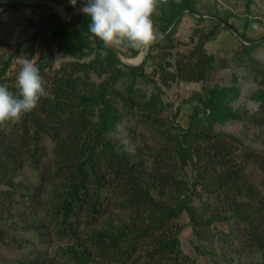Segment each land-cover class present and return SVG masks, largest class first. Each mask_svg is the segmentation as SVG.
Segmentation results:
<instances>
[{
  "label": "trees",
  "instance_id": "1",
  "mask_svg": "<svg viewBox=\"0 0 264 264\" xmlns=\"http://www.w3.org/2000/svg\"><path fill=\"white\" fill-rule=\"evenodd\" d=\"M79 2L83 4L84 0ZM253 2L248 0V6ZM20 3L0 0V7L7 12ZM197 4L198 0H160L152 19L166 36L150 47L139 65L125 63L115 50L104 48L103 42L89 31L90 19L82 12L72 20H64L53 12L50 20L32 35L29 59L35 57L39 41L42 49L36 66L48 95L20 119L0 125V210L19 192L15 176L25 162L31 160L38 168L46 157L41 143L44 137H49L54 145L53 157L40 176L42 187L54 185L52 194L46 198V211L51 217L53 236L59 241L69 237L74 242L57 246L53 257L41 254L27 264H141L137 257L140 253L156 264L160 259L169 262L179 257L189 259L181 244L183 226L176 220L184 211L188 212L200 238L204 237L203 226L213 221L196 217L192 197H201L202 190L210 195L223 194L233 210L242 211L241 198L251 190L245 186V165L254 160L264 171V155L246 150L243 142L232 134L215 131L217 123L241 118L233 106L240 93L237 84L209 87L200 108L190 115L189 125L166 137V146L151 153L150 164L120 151L121 145L112 137L129 114L137 113L145 121L155 118L163 109L154 92L148 99L142 98L139 81H149L159 88L157 77L169 86L177 80L203 81L213 73L216 58L207 49L211 37L208 35H200L189 52H178L175 63L169 60L170 51L176 48L174 36L182 15L189 11L197 13ZM221 23H229V19ZM239 35L249 43H242L243 53L251 61L255 79L264 83V66L252 57L260 43L249 40L243 33ZM54 43L75 59L55 69ZM152 48L168 50L156 68L148 72L146 66L155 58ZM125 49L130 57L140 54ZM20 53L0 59V83L7 84L13 92L16 83L7 73ZM238 79L236 76V83ZM254 97L264 108V89H258ZM237 149H242V154H236ZM189 166L194 176L189 173ZM112 186L117 187L118 200H110ZM36 193L41 194V188ZM154 193H160L162 200ZM112 204L134 210L130 221L117 225L111 218L103 219ZM242 217L247 222L250 244L261 247L260 224L255 217ZM82 224L90 229L85 237L81 236L83 243L76 241ZM27 227L36 231L33 225ZM8 264L26 263L17 260Z\"/></svg>",
  "mask_w": 264,
  "mask_h": 264
},
{
  "label": "rangeland",
  "instance_id": "2",
  "mask_svg": "<svg viewBox=\"0 0 264 264\" xmlns=\"http://www.w3.org/2000/svg\"><path fill=\"white\" fill-rule=\"evenodd\" d=\"M14 1L21 3L7 12H2L0 7V59L5 60L10 53L21 52L13 59L7 73L8 78L16 83L20 61L25 57L29 58L31 38L38 27L49 21L53 12L64 20H72L73 16L81 12L83 4H80V0H77L75 6L70 0ZM43 2H47L48 6L43 5ZM226 18L229 19V23H221V20ZM242 33L249 40H257L260 43L252 52V57L264 66V0H254L250 7L248 0H198L197 13L191 11L184 13L174 36L176 48L170 51L169 60L175 63L178 52H189L198 42L200 35H208L211 37L207 42V49L216 58L214 71L206 80L191 82L177 80L169 86L163 85L156 76L160 89L155 88L149 81H139L138 88L142 98L148 99L154 92L160 97L163 109L155 118L145 121L140 119L137 113L125 117L118 124L117 131L112 134L117 144L121 145L120 151L143 158L150 164L151 153L166 146L165 138L189 125L190 115L195 108H200L201 99L205 97L209 87L216 84H237L240 93L233 100V106L240 112L241 118L224 124L217 123L215 131L232 134L243 142L246 150L264 155V108L254 97L258 89H264V83L255 79L251 61L243 53L244 40L239 35ZM41 49L42 44L38 41L36 55L32 59L35 64ZM53 49L56 54L55 69L75 59L61 50L57 43L53 44ZM120 50L122 61L134 64L139 62L138 58L141 61L150 48L146 53H140L136 57H130L125 53L127 52L125 48ZM166 50L168 48L151 49V54L155 58L149 60L146 66L148 72L156 68ZM236 76L239 78L237 83ZM93 78L100 80L96 75H93ZM162 131L165 134H162ZM41 145L46 157L38 168H35L31 160L25 162L24 168L15 176L19 192L6 208L0 210V264L13 263L17 260L27 264L41 254L53 257L57 246L74 242V239L71 240L69 237L65 241H59L53 236L51 217L46 211L48 205L46 198L52 194L54 185L42 187L40 176L53 157L54 145L49 137H44ZM172 146L171 143L170 147ZM241 150L237 149L236 154H242ZM188 171L191 175L194 174L191 166L188 167ZM245 179V186L251 187V190L248 189L250 194H245L241 198L244 204L242 211L233 210L223 194L210 195L206 190H202L201 197H192L191 204L196 210V217L199 220L210 218L213 221L203 226L204 237L200 238L190 223L191 215L184 211L176 222L183 226L180 233L181 244L185 256L189 259L179 257L172 262L160 259L157 264H264V171L256 161L246 163ZM57 183L58 180L54 182L55 185ZM39 188L41 194L36 193ZM159 194L154 193V196L161 199ZM117 196V187H110V200H118ZM166 199L170 198L167 196ZM114 204L109 206V211L104 215L106 218L103 219L111 218L117 225L129 222L134 210ZM242 216L255 217L260 224L261 247L250 244L246 234L247 222ZM27 225H33L36 231L29 230ZM86 226L82 224L80 237L76 241L83 243L86 232L90 230ZM173 226L171 224L170 229ZM137 257L141 259V264H156V261L149 262L142 253Z\"/></svg>",
  "mask_w": 264,
  "mask_h": 264
},
{
  "label": "clouds",
  "instance_id": "3",
  "mask_svg": "<svg viewBox=\"0 0 264 264\" xmlns=\"http://www.w3.org/2000/svg\"><path fill=\"white\" fill-rule=\"evenodd\" d=\"M70 3L75 6L77 0ZM159 3L160 0H84L80 11L89 17V31L103 42L104 48L146 53L166 36L152 19ZM15 88L13 92L7 84L0 83V125L20 119L48 95L40 69L27 57L20 61Z\"/></svg>",
  "mask_w": 264,
  "mask_h": 264
},
{
  "label": "water",
  "instance_id": "4",
  "mask_svg": "<svg viewBox=\"0 0 264 264\" xmlns=\"http://www.w3.org/2000/svg\"><path fill=\"white\" fill-rule=\"evenodd\" d=\"M115 52H116V54L121 58V56H120V54H119V51L118 50H115ZM146 57V56H145ZM145 57L141 60V61H139V62H136V63H134L135 65H139V64H141L142 62H143V60L145 59ZM121 60H123L122 58H121ZM126 62V61H125ZM127 63V62H126Z\"/></svg>",
  "mask_w": 264,
  "mask_h": 264
},
{
  "label": "bare ground",
  "instance_id": "5",
  "mask_svg": "<svg viewBox=\"0 0 264 264\" xmlns=\"http://www.w3.org/2000/svg\"><path fill=\"white\" fill-rule=\"evenodd\" d=\"M137 60H138V61H140V59H139V58H138Z\"/></svg>",
  "mask_w": 264,
  "mask_h": 264
}]
</instances>
